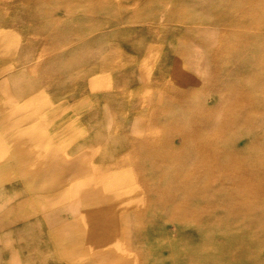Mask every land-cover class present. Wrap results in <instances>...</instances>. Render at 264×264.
Instances as JSON below:
<instances>
[{
	"label": "rangeland",
	"instance_id": "obj_1",
	"mask_svg": "<svg viewBox=\"0 0 264 264\" xmlns=\"http://www.w3.org/2000/svg\"><path fill=\"white\" fill-rule=\"evenodd\" d=\"M26 5L30 31L38 13L39 25L45 17L46 29L53 27L46 41L62 47L70 37L77 58L85 57L86 46L104 43L108 28L132 22L143 28L142 47L157 46L150 63L132 76L145 84L138 95L141 115H128L136 101H99L93 93L83 106L91 111L76 121L63 104L33 117L30 124L39 121L45 131L30 132L23 150L29 163L13 166L34 178L28 183L29 220L53 221L70 188L83 184L84 194L120 185L128 190L125 198L122 190L113 197L83 195L76 216L78 198L72 197L61 220L80 222L79 238H120L140 264H264V0ZM186 30L190 34L182 35ZM148 72L158 75L156 89L147 87ZM51 186L60 191L58 202L40 191ZM126 200L131 204L120 203ZM106 222L114 228L100 229ZM88 257L78 253L75 264Z\"/></svg>",
	"mask_w": 264,
	"mask_h": 264
},
{
	"label": "crops",
	"instance_id": "obj_2",
	"mask_svg": "<svg viewBox=\"0 0 264 264\" xmlns=\"http://www.w3.org/2000/svg\"><path fill=\"white\" fill-rule=\"evenodd\" d=\"M32 1L35 2L0 0V264H75L78 253L89 256L84 264H140L139 256L137 258L135 253L127 252L125 242L120 238L116 242L113 238H99L94 235L79 238L75 232L80 222L72 218V225L64 226L63 224L71 218L61 220L62 213L67 214L66 205L74 196L78 198V208L73 215L76 216L77 213H82L79 198L83 195L87 197L100 194L113 197L115 192L122 190V200L127 196L128 190L118 189L121 188L119 185L116 188H107L106 192L91 189L83 194L79 190L83 184L77 189L69 187L66 191L70 197L63 209L52 212L53 221L29 220L28 183L34 178L30 177L27 169L18 174L13 166L28 165L29 157L23 155V150H27L31 142L30 132L45 131L39 121L36 125L30 122H33V117L53 110L54 107L62 104L67 106L69 110H73L70 115L76 121L77 117L91 111L83 106L92 98L90 95L96 93L95 97L99 101H136L133 102V110L128 112V115H141L144 103L142 104L143 99L138 95L145 88V84H136L132 76L139 71L140 64L150 63L152 51H155L157 46L148 42L142 47L140 36L143 28L138 22H132L108 28L106 31L110 32L104 34L107 36L104 43L101 42L99 47L97 43L86 46L83 50L85 57L77 58V43L73 39L71 41L70 37L62 47H58L57 41H46L45 34L47 31L53 33V27L46 29L44 16H41L44 18L40 25L36 17L38 13L35 20L32 17L36 30L30 31L29 10L26 4ZM188 30H191V33L197 31ZM188 30L182 35L188 36ZM148 35L151 36L150 32ZM90 41L95 43L96 38L91 36ZM155 57L154 52L152 64H155ZM147 77V87L156 89V72H148ZM160 86L172 88L173 83L160 82ZM153 99L154 96L144 101ZM88 114L94 116L97 113ZM124 130L120 132H126ZM72 138V143L77 141L76 135ZM44 139L46 140L45 137ZM136 141H140L139 136ZM94 178L92 175L86 176L83 179L84 184L87 185V182ZM40 191L52 199L58 198L60 192L55 186ZM129 201L131 200L120 203L131 204L132 201ZM39 210L46 211L44 207ZM111 223L106 222L99 228H114Z\"/></svg>",
	"mask_w": 264,
	"mask_h": 264
},
{
	"label": "bare ground",
	"instance_id": "obj_3",
	"mask_svg": "<svg viewBox=\"0 0 264 264\" xmlns=\"http://www.w3.org/2000/svg\"><path fill=\"white\" fill-rule=\"evenodd\" d=\"M5 80V79H4ZM45 162V161H44ZM34 163V162H33ZM46 177V176H45ZM32 178V177H31ZM85 196V195H84ZM62 200V199H61ZM106 201V200H105ZM107 201H109V200H107ZM110 201H111V199H110ZM126 202V201H125ZM129 202H131V201H129ZM122 203H124V202H122ZM125 205H126V203H124ZM76 224V223H75ZM64 226H70V225H72V223L71 222H66V223H64L63 224ZM63 226V227H64ZM62 227V226H61ZM77 227V226H76ZM67 229H68V227H67ZM76 242H77V240H75ZM76 242H74V243H76ZM79 243V242H78Z\"/></svg>",
	"mask_w": 264,
	"mask_h": 264
}]
</instances>
